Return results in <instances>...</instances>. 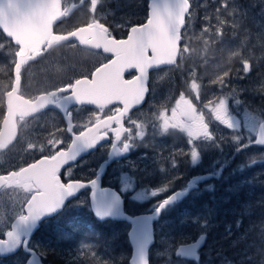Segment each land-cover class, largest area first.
<instances>
[{"label": "flooded vegetation", "instance_id": "obj_1", "mask_svg": "<svg viewBox=\"0 0 264 264\" xmlns=\"http://www.w3.org/2000/svg\"><path fill=\"white\" fill-rule=\"evenodd\" d=\"M108 1L110 0H98L96 10L93 12L91 10V0H60L61 10L65 11L66 14L52 25L53 34L67 35L70 31H74L79 27H85L93 20H98L99 23L108 28L114 39L126 40L132 26L146 22L148 9L146 7V14L142 11L144 0H128L127 6L123 9H119L124 5L120 4L118 0L116 1H118L119 7H116ZM223 1L228 8L236 10L238 13V15H235L236 17L230 20V22H227V24L225 23L229 21L227 12H222L214 8L218 1L215 4H205L202 11H194L190 4L189 15L185 16V25L180 31L181 39L178 44L180 52L176 57V63L166 64L163 67L148 70L145 85L148 91L142 103L129 109L125 115L120 118L119 124L112 121L110 128L107 130V136L104 142L96 146L93 150L82 153L75 161V164L71 165L72 171L70 175L68 174L69 166L66 165L61 168L60 178L63 183H68L69 179L79 180L84 183L98 179L100 189L110 188L120 195L123 211L132 217L140 214H151L154 211V205L162 202L168 196L174 195L177 192H182L188 187V182L194 177L207 176L201 168L202 149H207L208 146L216 149L218 147V133L215 132L216 138L214 139L212 137L210 142L202 137L200 139H193L188 135L187 131L179 126L180 122L184 120V117L180 116L179 113L181 110L187 109L190 104L196 116L203 117V122L208 125V131L211 133L212 125L208 122L206 117L207 107L210 102L215 100L214 97H216L220 85L216 82L218 78H214V76H216L214 75L216 71L212 67L210 68L208 65L204 67L199 66V64L208 57L206 54L210 52V50H213V48L211 46H205L202 42L203 37L198 39L195 36L196 34H191V31L196 33L198 30L200 31L208 28V30L212 32V30L216 29L220 37L213 38V35L210 34V40H207L208 43L214 45L215 48L213 51L216 55H225L219 48L221 45L224 46L226 52L229 47H233L229 55L234 53V59L229 64L225 62V65L221 62L219 68L221 71H223L225 67L227 68L228 82L231 85L233 80L238 83L241 92L239 97L242 101L238 109L241 111L253 112L250 108L245 106L254 104L255 96L256 77L253 66L254 49L251 47V41L255 35L253 33V27L256 23L254 15L256 14L254 11L256 6L252 0H248V2L241 0L243 4H241L239 0H234L232 2ZM109 4H112L113 7L109 6ZM113 8H118V11L122 13L119 15L122 16L118 17L117 13L112 11ZM259 9L261 10V8ZM239 12H241V14H239ZM257 22L259 26L262 25V27H264V20L259 19ZM0 36L7 39L1 32ZM7 40L10 41L9 39ZM12 46L14 50L10 60V85L4 93L11 91L15 82L14 67L15 60L17 59L15 57V52L18 51V47L15 45ZM185 46L188 49L186 52L183 51ZM235 46H237V51H235ZM198 48H202V52L204 53L202 57L199 58V61L196 59V51ZM149 55H151L150 52ZM113 58V53L106 54L102 49L93 51L83 47V45L79 43V40L74 37H70L68 40H62L60 43L59 41L54 42L42 55L35 57V59L28 60L22 67L21 81L17 94L28 100H33L41 95V93L55 91L56 88L63 87L67 83H74L75 79H79L83 75H87L88 78L91 79V73L95 71L96 67H99L103 63H107ZM245 60L250 64L249 72H245L244 70L241 72L240 65L244 63ZM210 61V63H213L215 60ZM189 73L193 74L191 78L189 77ZM137 75V71L130 69L124 71L123 78L125 80H132L134 77H137ZM207 77H211L213 81V85L209 91H207L206 87ZM260 80L263 81L264 77L262 78L259 76V81ZM193 82H195V88L193 87ZM29 85L42 88L35 91L33 88H30ZM212 93H215L214 97H211ZM50 106L51 108L48 107L44 109L32 118H24L23 120L17 119V136L11 147L21 145L26 155L20 158L21 160L16 162L10 169H5L0 166V175H6L11 171H19L21 167L26 168L45 155L54 154V151L60 150L62 146L66 148L67 145L71 143V134L65 131L68 127L67 112H71V123L74 131H77L78 134L79 130H83V125L88 124V126L91 127L92 124L95 123L97 116L103 121L108 116L119 115L115 112L116 109H123V105L118 101H113L102 110L97 106L84 104L70 106L62 110H59L61 107L55 109L57 108L55 105ZM3 108L4 111L0 124L5 113V107L3 106ZM173 109L177 110L175 118L173 117ZM165 121H167V130H165ZM173 125L177 126L174 127ZM113 129L120 130L119 139H116V134ZM27 138L28 140L26 141ZM244 138H246V135ZM50 139H59L62 144L57 145L55 150H51V146L48 145ZM190 140L191 143L189 142ZM125 141L132 144L133 147L127 153L118 155L119 158L117 160L106 163L109 153H111V151L114 153L120 152ZM29 144H32L34 147L29 148ZM193 147H195L199 153V161L195 165H193L191 161V151ZM247 148L249 149V146H247ZM8 149L0 151V156L6 154ZM246 176L248 175H244V173L237 175L235 178L228 180L226 185L235 184L237 188H239V186L243 187L241 181L245 182L247 179ZM128 177L133 179L136 187L138 186L137 188H144V186H147L150 187L149 191L151 192L159 189H163V191H160L159 195L149 198L147 202H142L140 204L134 203L132 197L134 193L125 189L126 185L124 180L128 179ZM263 179L264 175L258 177L257 180ZM207 180L208 178L197 181L195 186L189 189L184 196L178 198L161 212L158 220L153 223L154 243L156 228L160 221L167 223L166 225H162L165 230H167L166 227L173 226L180 229L183 233L196 234L191 241L195 240L199 235L204 234L206 236L204 246L198 251L197 257L200 255V252L205 250L206 243L212 242L210 235L211 228L208 227L206 216L208 209L212 208L211 212L215 213V218L211 219V224L213 225L216 223V227L221 233H218L217 237L218 239L219 236H221L220 244L216 246L218 249L216 253H220L221 256L217 257L218 260L216 261L220 262V264H224L227 260L233 263V261L237 259V264H242L243 261H241L242 258L240 254L233 259H230L226 255L228 253L225 252L224 239H227L228 243H237L239 238L238 231L244 234L240 242L244 241V243H246L248 242L247 237L251 238L252 245L243 248L247 255L252 252L254 246H256L254 252L264 250V234L258 236L259 238L253 239L251 231H242L243 228H240V226L235 232L233 217L235 214H239L238 212L240 209L237 210L234 208V211L229 210L226 212V204L218 200V195L221 190L217 192L214 199L209 200L207 198V191L203 187ZM221 185L224 186L223 183ZM245 185L247 184L245 183ZM248 186L251 187V185ZM237 188L232 187V192L222 198L225 200L226 198L228 200L234 198L233 194L235 193L233 191L237 190ZM242 190L250 192L251 188L249 191L245 188ZM255 190L256 188L254 186L252 190L253 196L247 194L246 202L242 204V212H245L246 208L247 213L250 214L249 207H253L255 201L262 196V194L259 193L256 197ZM5 191L11 192L13 189L0 187V194ZM90 194L91 189L89 187L80 190L75 196L66 201L64 208L73 205L77 207L79 205L84 206L86 204L85 207L88 208L92 214L89 204ZM22 195L24 197L25 194ZM213 206L219 210L216 212L213 210ZM232 212H234V215L229 217V214ZM120 222H124L128 225L129 230L130 225L127 222ZM213 227L216 229L214 225ZM230 233L232 234L228 237ZM254 234L256 235V233ZM3 235L4 234L0 232V238H2ZM19 249H21V246ZM224 256L226 257V261L223 260ZM147 260L149 264L148 256ZM251 260L254 264H261L264 262V260L259 257ZM184 261L190 262V260Z\"/></svg>", "mask_w": 264, "mask_h": 264}, {"label": "snow or ice", "instance_id": "obj_2", "mask_svg": "<svg viewBox=\"0 0 264 264\" xmlns=\"http://www.w3.org/2000/svg\"><path fill=\"white\" fill-rule=\"evenodd\" d=\"M97 2L98 0H91L93 12L96 10ZM150 8L151 12L146 23L132 26L126 40H116L108 28L98 20H93L85 27L70 31L67 35L53 34V23L66 14L61 10L60 0H0V28L7 33L8 37L14 39L18 46V51L15 52L17 59L15 60L14 86L11 91L6 92L7 115L4 117L3 124L8 129V135L5 137L0 133V149H4L15 139L17 117L19 120H23L25 116L36 113L48 105L63 107L74 101L78 104L96 105L102 110L113 101L124 104L123 109L115 110L119 115L108 116L103 121L97 116L91 127L88 124L83 125V130H79L78 134L77 131H74L71 123L72 114L67 112L68 127L65 131L71 134V143L66 148L62 146L60 150L54 151V154L45 155L34 164H30L26 168L21 167L19 171L0 175V187L21 190L25 194L19 201V211L15 213L10 230L4 233L7 239H0V253L14 252L18 247L23 246L31 256L33 251L28 248V237L24 236L22 239V233L30 230L42 218L62 210L66 200L89 186L92 189L91 200L96 216L103 220L114 215L112 207L121 202L119 194L112 192V204H108L106 198L109 193L107 190H98L97 180L84 183L69 179L68 183H63L60 172L61 168L67 165L70 175L71 165L75 164L80 154L106 138L111 122L115 121L119 124L120 118L125 115L128 109L144 99V94L148 91L145 85L149 68L161 64L176 63V57L180 52L178 47L181 39L180 31L185 25V16L189 15L190 0H164L162 5L153 0ZM70 37L77 38L82 45H89L96 49L102 48L105 53H113L114 58L96 67L95 71L91 73V79L87 75H83L81 78L75 79L74 83H67L63 87L56 88L55 91L41 93L36 97L35 102L25 100L22 96L17 95L21 81V69L28 60L42 55L54 42L68 40ZM183 51H188L186 46ZM128 68L137 69L139 76L132 80H125L123 73ZM243 70L250 71V64L247 60L243 63ZM227 76L228 73L225 72L218 82L223 83L224 77ZM193 87H196L195 82H193ZM216 108L217 120L229 128L238 126L229 122L230 118L225 119L219 114L221 108H224L226 113L224 99L220 100ZM179 114L184 117L179 126L187 131L190 137L212 140L208 125L203 122L202 116H196L190 104ZM176 115L177 110L173 109V117L175 118ZM259 127L264 131V122H261ZM165 130H167V121H165ZM113 131L116 134V139H119L120 130L113 129ZM234 139H238V137H234ZM189 142L191 143V140ZM257 142L264 144V139ZM61 144L59 139L48 141L51 150H55L57 145ZM28 147L33 148L34 146L29 144ZM132 147V144L125 141L122 150L114 154L127 153ZM191 161L193 165L199 161V153L195 147L191 151ZM223 167L224 165H221L219 169L210 172L208 176L194 177L182 192L168 196L162 202L154 205V215L158 216L178 198L184 196L189 189L195 186L197 181L211 176L219 177ZM160 191L163 189L142 193L141 198L145 195L155 197L159 195ZM134 232L138 264H147L146 249L150 240V231L144 229L137 232L134 229Z\"/></svg>", "mask_w": 264, "mask_h": 264}, {"label": "rangeland", "instance_id": "obj_3", "mask_svg": "<svg viewBox=\"0 0 264 264\" xmlns=\"http://www.w3.org/2000/svg\"><path fill=\"white\" fill-rule=\"evenodd\" d=\"M120 4L124 5L123 7H120L119 9H123L128 4V0H118ZM118 1L116 0H110L109 3H112L116 7L118 6ZM207 0H191V8L196 10H203L205 7V3ZM218 1V2H217ZM217 4L214 8L217 10H220L222 12H227V15L229 17V21L234 19L238 15L236 10H231V8H228L226 6V3L222 0H217ZM227 2H232L234 0H226ZM146 2V0H145ZM264 6V0L260 2ZM237 5V3H236ZM264 11V9H261ZM113 12L117 13L118 17H121L122 15L118 14V8H113ZM259 11V10H258ZM242 12V11H241ZM239 12V14H241ZM122 14V13H120ZM146 14V12H145ZM206 29V30H205ZM202 30H198L196 33L191 31V34H196V38L200 39L203 37V44L205 46H211L214 50V45L212 43H208L207 40H210L209 35H213V38H219L218 36L219 32H216L217 30H212L210 32L208 28H205ZM264 37V35H263ZM207 42V43H206ZM233 47H229L227 52L223 45L220 46V50L225 53V55H216L213 50H210L206 55L208 57L202 61V63L199 64V66H210L212 67L216 72L214 75V78L217 77L218 79L220 77H223V74L227 72V68L225 67L223 71L220 70L219 65L222 62L223 65H225V62L229 64L233 59L235 54L232 53L229 55V52L232 50ZM235 51H237V46H235ZM204 53L202 52V48H198L196 51V59L199 61V58L202 57ZM216 55V56H215ZM210 60H215L213 63H210ZM243 63H241V72L243 70ZM193 74L189 73V77L191 78ZM207 91L211 88L213 85V81L211 80V77H207ZM216 82L220 85V88L218 89V93L215 96V93L211 94V97H214L215 100L210 102L207 107V113L206 117L208 119V122L212 125L211 134L212 137L215 139V132L218 133L217 142L218 147L215 149L211 146H208L207 149H202V156H201V168L203 172L208 176V174L215 169H219L221 165H224L223 171L219 177L211 176L208 178L206 184L203 185L204 189L207 191V198L214 199V196L217 195V192L219 193V198L221 202L225 203L230 201V199H223L225 195H229L232 192V187L237 186L234 185H226L227 181L230 179L235 178L237 175H240L244 173V175H248L246 181L241 183L243 184V188L250 192L243 191V197L244 202L238 203L240 206L241 204L246 202V196L247 194H250V196H253L252 190L254 189L255 185H263V180H257L258 177L264 175V148H259L255 146L254 144V138L257 133V128L259 124L262 122L263 118L262 116L257 112H251V111H241L238 109V106L241 104V98L239 95L241 94L240 88L238 87L237 81L233 80L232 85L228 82V76L224 77V82L219 83L216 79ZM231 85V86H229ZM30 88H33V90H39L42 87L29 85ZM224 99L226 101V113L224 108L219 109V114H221L225 119L230 118L229 122L235 123L238 126L229 128L226 124L221 123L220 120L216 119L217 114V108L216 106L219 104L220 100ZM239 101V103H237ZM246 135V138H244ZM234 137H238V139H234ZM245 139V140H243ZM28 138L26 139V141ZM211 140H209L210 142ZM246 142V143H245ZM246 144V147H243ZM249 146V149L247 148ZM26 153L23 152L22 146H13L10 149H8L6 154H3L0 156V166L4 167L5 169H10L12 166L20 161L22 157H25ZM126 188L130 192H133V202L134 203H142L147 202L149 198H153L151 195H145L143 198H141L142 193H150V187L144 186L143 187H136L135 182L131 177H128V179L124 180ZM225 182V186H222L221 184ZM245 183L247 185H245ZM220 184V185H219ZM239 185V184H238ZM248 185H251L248 186ZM142 188V189H141ZM259 189L258 187H256ZM124 189V190H125ZM260 190L263 191V189L260 187ZM256 192V190H255ZM24 192L21 190H13L11 192H3L0 194V232L6 233L9 231L10 225L12 221L15 219V213L19 211V201L23 198ZM236 195V194H235ZM236 202V201H235ZM213 210L217 212V208L213 206ZM233 208V207H232ZM231 208V210H232ZM234 209V208H233ZM230 210V209H229ZM239 210V209H237ZM243 210V209H241ZM234 215L232 212L229 214V217L231 215L233 217L234 222V229L235 232L239 228H243L242 231L249 232L251 231V234H253V230L256 229V236H262L264 234V218H254L250 214L247 213L246 208L245 212ZM212 208L208 209L207 213V221H208V227L213 229V225L211 224V219L215 218V213L211 212ZM228 212V211H226ZM164 221L158 222L156 232H155V243L149 248L148 250V258L150 264H215L211 261H209L206 258H217L220 257V253H215L211 256L210 252L214 250H218L216 246L220 244L221 236L215 241L206 243L205 250L203 252L204 257H200L198 255L195 257V259L189 261L181 260L179 257L174 256L175 249L178 245L184 244L186 242H190L192 240V237H190V233H183L180 231V229L175 228L173 226H168L165 228L162 227V225H166ZM124 227V228H123ZM123 232L128 231V225L122 226ZM245 229V230H244ZM216 233H220V230L216 227ZM234 233V232H233ZM239 235V238L237 240V243L233 245H237L241 239L244 237V234L240 231L237 232ZM232 233L229 234L228 237H230ZM248 242L245 243L246 246L252 245V239L247 237ZM215 245H214V244ZM245 250H241V261H243L242 264H254V262L251 259H254L256 257H259L260 259L264 260V250H258V254H250L246 255ZM232 256L237 257L238 254H236L235 250L231 252ZM25 259V256L19 255V257L13 259L15 263H23ZM223 260L226 261V257H223ZM237 259L233 261V263L230 261L224 262V264H237ZM217 264H220V262H217ZM261 264H264L262 262Z\"/></svg>", "mask_w": 264, "mask_h": 264}, {"label": "trees", "instance_id": "obj_4", "mask_svg": "<svg viewBox=\"0 0 264 264\" xmlns=\"http://www.w3.org/2000/svg\"><path fill=\"white\" fill-rule=\"evenodd\" d=\"M217 0H207L205 4H215ZM223 1V0H222ZM241 4L243 2L239 0ZM256 6V23L253 33L255 34L251 41V47L254 49V72L256 77L254 104L245 106L250 108L253 112L259 113L264 120V80L259 81V76L264 77V27H259L257 20H264V11L256 9H264V6L260 3L262 0H252ZM248 2V0H244ZM109 6L113 7L112 4ZM142 11L146 12V2L142 5ZM120 14V12H118ZM13 44L7 39L0 36V120L4 111L3 94L10 85V72H11V57L13 54ZM261 83V84H260ZM225 186V183H223ZM258 187L259 189H257ZM260 187L263 189L261 192ZM256 197L260 193L262 196L255 201L253 207L250 208V215L254 218H264V184L255 185ZM243 187L237 188L233 192L237 195L231 199L227 204V211L231 208V205L235 209H243V205L238 203L244 202ZM237 199V200H236ZM243 199V200H242ZM240 200V201H239ZM236 201V203H235ZM231 202V203H230ZM235 205H234V204ZM231 204V205H230ZM230 205V207H229ZM84 206H69L64 208L56 216L46 219L39 224L38 229L35 231L29 246L35 250L41 260L46 264H128L130 256V246L127 240L126 233L123 232L122 226L126 225L120 221H97L90 210ZM79 208V209H78ZM225 209V211H226ZM241 210L240 212H242ZM215 221V220H214ZM216 227V223L213 224ZM219 226V225H218ZM124 228V227H123ZM254 233L253 239L259 238ZM156 235V234H155ZM212 241L217 240L218 233L216 229L210 232ZM196 234H190V237L194 238ZM89 242V243H88ZM214 244V243H213ZM215 245V244H214ZM248 247L244 241L237 245L228 243L227 239H224V248L226 254L230 259L231 252L235 250L236 254H240L243 248ZM256 246H254L251 253L254 252ZM204 250V249H203ZM204 251L200 252V257H204ZM216 253V250L211 251L210 255ZM22 255L21 249H18L13 255L0 259V264H23L15 263L13 259ZM212 257V256H211ZM209 261L217 264L218 258H206ZM256 259V258H254ZM151 261L149 262V264Z\"/></svg>", "mask_w": 264, "mask_h": 264}, {"label": "water", "instance_id": "obj_5", "mask_svg": "<svg viewBox=\"0 0 264 264\" xmlns=\"http://www.w3.org/2000/svg\"><path fill=\"white\" fill-rule=\"evenodd\" d=\"M147 2H148V4H147V9H148V15H149L150 12H151L150 5H152L153 0H147ZM156 3L162 5V4L164 3V0H156ZM145 23H146V22H145ZM0 31L2 32V34H3L6 38L10 39V40L12 41V43H13L14 45H16L15 40L12 39L11 37H8V36H7V33H5V32L3 31L2 28H0ZM128 34H129V33H128ZM127 37H128V36H127ZM59 42H60V41H59ZM81 45H82V44H81ZM83 47L88 48L89 50H93V51H97V50H99V49L93 48V47H91V46H89V45H83ZM100 49H102V48H100ZM102 51H103V49H102ZM104 53H105V52H104ZM106 54H112V53H106ZM150 54H151V52H150ZM165 65H166V64H161V65H159V66H157V67H154V68L163 67V66H165ZM154 68H149V69H154ZM130 69H133V70L137 71V73H138L137 76H139V71H138L137 69H135V68H128V69H126L125 71L130 70ZM149 69H148V70H149ZM14 75H15V77H16L15 67H14ZM13 86H14V84H13ZM16 94H17V93H16ZM145 94H146V93H145ZM145 94H144V98H145ZM17 95H18V94H17ZM37 97H38V96H37ZM23 98H24V97H23ZM4 99H5V100H4L5 113H4L3 119H2L1 124H0V133H2L5 137H7V135H8V129H7V128L5 127V125L3 124L4 117L7 115V104H6L7 97H6V94H5V98H4ZM24 99H25V100H28L27 98H24ZM35 99H36V98H35ZM35 99L30 100V101L35 102ZM142 101H143V100H142ZM142 101H141L139 104L132 105L129 109H131V108H133V107H136V106L140 105V104L142 103ZM121 104L123 105V108H124V104H123V102H121ZM74 105H81V104H78V103H76V102H74V101H71V102L67 103L66 105H64V106L61 107V108H60V107H57V106H55V107H57V108H55L54 106H53V107H54L55 109L60 108L59 110H62V109L69 108L70 106H74ZM84 105L96 106V105H92V104H84ZM48 107L51 108L50 105H48L46 108H48ZM46 108H44V109H46ZM44 109H41L40 111H38V112H36V113H32L31 115H27V116H25V118H32V117H34L37 113L43 111ZM129 109H128V110H129ZM16 119H19V118L17 117ZM262 122H264V120H263ZM259 125H260V124H259ZM93 134H94V133H93ZM16 136H17V129H16L15 139H13V140L11 141V143L7 145V147H5L4 149H0V151H4V150L8 149L9 147H11V146L14 144L15 140H16ZM262 139H264V131H262V130L260 129V127L258 126L257 133H256V136H255V138H254V144H255L257 147H259V148H264V144H261V143H258V142H257V141L262 140ZM104 140H105V139H104ZM104 140L99 141V142H98L93 148L87 149V150L83 151L82 153H86V152H88V151H90V150H93L96 146H98L99 144L103 143ZM82 153H81V154H82ZM81 154H80V155H81ZM118 158H119V156L116 155V154H114L113 151H111V153H109V155H108V160H107L106 163H111V162L117 160ZM41 159H42V158H41ZM41 159H39V160H41ZM39 160H37V161H39ZM37 161H36V162H37ZM36 162H34V163H36ZM34 163H33V164H34ZM100 174H101V171H100ZM97 178H98V177H97ZM97 182H98V184H97V186H98V190H100L98 179H97ZM89 188L91 189V186H89ZM81 190H82V189H81ZM102 190H107V191H108L109 195H108L107 198H106V199H107V203H108V204H112L111 193H112V192L117 193V192L114 191V190H112V189H110V188H103ZM78 192H79V191H78ZM78 192H77V193H78ZM91 192H92V189H91ZM77 193H75L74 196H75ZM117 194H118V193H117ZM70 198H71V197H70ZM120 200H121V198H120ZM66 201H67V200H66ZM65 203H66V202H65ZM89 204H90L91 212H92L94 218H95L97 221H100V222L105 221V220L125 221V222H127V223L130 225V228H129L128 232H127L128 242H129V245H130V247H131V255H130V258H129L128 264H138V261H137V244H136V237H135L134 229H136L137 232H139V231H141V230H144V229H147L148 231H150V240H149V242H148V244H147V249H146V252H147L146 259H147V256H148V249H149V247L152 246L153 243H154V237H153V223H154L155 221L158 220V218H159V216H160L161 213H160L158 216H156V215H154V211H153L151 214H140V215H136V216H132V217H130L129 215H127V214L123 211V205H122V201H121V202L119 203V205H113V207H112V210H113V212H114V215H113V216L106 217V218H104L103 220H101V219L98 218V217L96 216V214H95L94 206H93V204H92V200H91V194H90V197H89ZM60 211H61V210H60ZM60 211H59V212H60ZM59 212L54 213V214H52V215H50V216H46V217L42 218V219H41V220H40L35 226H33L30 230H28L27 232H23V233H22V239L24 238V236H27V237H28V248H29V241H30L31 237L33 236V234L35 233V231L38 229L39 224H40L43 220L48 219V218H51V217L55 216L56 214H58ZM25 214H26V213H25ZM149 217H151V219H149ZM13 222H14V220H13ZM13 222H12V223H13ZM9 230H10V228H9ZM205 238H206V236H205L204 234H201V235H199L195 240H193V241H191V242H188V243H184V244H180V245H178V246L176 247V249H175V252H174L175 256H177V257H179V258H181V259H184V260H193V259L196 257L198 251L201 250V249L203 248ZM0 239H7V237H6V235H3V237L0 238ZM18 248H19V247H18ZM18 248H17L14 252H10V253H0V258H5V257H9V256L13 255V254L18 250ZM29 249H30V248H29ZM21 250H22L23 254L26 256V259H25V261H24V264H45V263L41 260L40 256L37 254L36 251L32 250L33 252L31 253V256H30L29 253L25 251V249H24L23 246H21ZM147 264H148V260H147Z\"/></svg>", "mask_w": 264, "mask_h": 264}, {"label": "bare ground", "instance_id": "obj_6", "mask_svg": "<svg viewBox=\"0 0 264 264\" xmlns=\"http://www.w3.org/2000/svg\"><path fill=\"white\" fill-rule=\"evenodd\" d=\"M147 4H148V2H147ZM122 7V6H121ZM257 10V9H256ZM259 11H260V9H259ZM254 12V11H253ZM244 13V12H243ZM256 13V12H255ZM255 15V14H254ZM256 16V15H255ZM240 17V16H239ZM254 19V18H253ZM256 19V18H255ZM147 20V19H146ZM235 21V20H234ZM237 21V20H236ZM245 22V21H244ZM248 22V21H247ZM250 22V21H249ZM54 24V23H53ZM258 25H259V23H257ZM251 25V24H250ZM253 26V25H252ZM237 27V26H236ZM260 27V26H259ZM253 28H255V26L253 27ZM182 29V28H181ZM247 29V28H246ZM242 30V29H241ZM248 30V29H247ZM252 31V30H251ZM1 32V31H0ZM2 33V32H1ZM249 33V32H248ZM242 36V35H241ZM8 39V38H7ZM10 40V39H9ZM11 41V40H10ZM61 42V41H60ZM59 42V43H60ZM11 43H12V41H11ZM13 44V43H12ZM14 45V44H13ZM217 45V44H216ZM15 46H17V45H15ZM18 47V46H17ZM218 47V46H217ZM220 48V47H219ZM245 52V51H244ZM248 53V52H247ZM244 57V56H243ZM239 64V63H238ZM238 71V70H237ZM5 94L6 93H4V98H5ZM5 100V99H4ZM239 179H241V178H239ZM240 184V183H239ZM241 185V184H240ZM240 187V186H239ZM244 191V190H243ZM262 192V191H261ZM255 193H257V192H255ZM234 195V194H233ZM237 196V195H236ZM218 197V196H217ZM234 198H235V196H234ZM233 198V199H234ZM244 198V197H243ZM227 199V198H226ZM231 200V199H230ZM237 200V199H236ZM243 200V199H242ZM240 201V200H239ZM229 203V202H228ZM231 203V202H230ZM236 203V202H235ZM234 204V203H233ZM231 205V204H230ZM230 205H229V207H230ZM235 205V204H234ZM226 206H227V202H226ZM231 208H232V205H231ZM231 208H230V211H231ZM240 208V207H239ZM238 208V209H239ZM242 208V207H241ZM228 209V208H227ZM227 209H226V211H227ZM232 210H233V208H232ZM229 211V210H228ZM234 211V210H233ZM219 214V213H218ZM57 215V214H56ZM236 215V214H235ZM54 217V216H53ZM223 217V216H222ZM52 218V217H51ZM49 219V218H48ZM226 219V218H225ZM13 222V221H12ZM225 223V222H224ZM256 242V241H255ZM89 243V242H88ZM19 249V248H18ZM31 249V248H30ZM33 250V249H32ZM35 251V250H34ZM38 254V253H37ZM39 255V254H38ZM177 257V256H176ZM236 258V257H235ZM46 264V263H45Z\"/></svg>", "mask_w": 264, "mask_h": 264}]
</instances>
